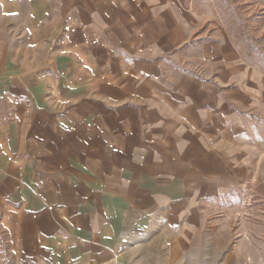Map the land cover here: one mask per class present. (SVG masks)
I'll return each mask as SVG.
<instances>
[{
    "label": "crops",
    "instance_id": "0c3cea01",
    "mask_svg": "<svg viewBox=\"0 0 264 264\" xmlns=\"http://www.w3.org/2000/svg\"><path fill=\"white\" fill-rule=\"evenodd\" d=\"M192 26L169 0H0V264H241L202 219L264 196V73L225 36L188 47L204 77L157 61Z\"/></svg>",
    "mask_w": 264,
    "mask_h": 264
},
{
    "label": "rangeland",
    "instance_id": "374dc122",
    "mask_svg": "<svg viewBox=\"0 0 264 264\" xmlns=\"http://www.w3.org/2000/svg\"><path fill=\"white\" fill-rule=\"evenodd\" d=\"M183 10L185 23H192L189 41L183 47L160 56L157 61L204 77L205 67L200 60L189 57L188 47L198 36L206 40L229 38L245 63L264 73V0H169ZM250 180L234 187L204 208L206 230L225 228L230 234L232 253L241 264H264V196L257 193ZM206 241V240H205ZM258 258L252 261L250 250ZM200 256L207 258V252Z\"/></svg>",
    "mask_w": 264,
    "mask_h": 264
}]
</instances>
